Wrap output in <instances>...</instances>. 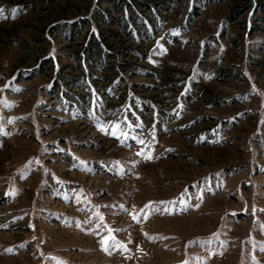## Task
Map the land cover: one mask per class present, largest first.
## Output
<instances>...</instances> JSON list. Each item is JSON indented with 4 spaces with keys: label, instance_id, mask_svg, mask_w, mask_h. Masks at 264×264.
Wrapping results in <instances>:
<instances>
[{
    "label": "rangeland",
    "instance_id": "rangeland-1",
    "mask_svg": "<svg viewBox=\"0 0 264 264\" xmlns=\"http://www.w3.org/2000/svg\"><path fill=\"white\" fill-rule=\"evenodd\" d=\"M0 9V264H264V0Z\"/></svg>",
    "mask_w": 264,
    "mask_h": 264
},
{
    "label": "trees",
    "instance_id": "trees-1",
    "mask_svg": "<svg viewBox=\"0 0 264 264\" xmlns=\"http://www.w3.org/2000/svg\"><path fill=\"white\" fill-rule=\"evenodd\" d=\"M122 21V19L120 20ZM64 26V25H62ZM81 29L82 27H80L79 29L72 27V26H66L64 28H61L59 31L62 33H66V34H80L81 33ZM108 50L105 49V47L101 44V43H96L94 48H90L87 47V49H85L84 52H82L81 54L78 52L77 55V62H78V68L81 71H84V64H90V59H91V55H94V57L99 61L102 62L104 60V58H106V55L108 54ZM84 63V64H83ZM91 67V66H90Z\"/></svg>",
    "mask_w": 264,
    "mask_h": 264
},
{
    "label": "snow or ice",
    "instance_id": "snow-or-ice-1",
    "mask_svg": "<svg viewBox=\"0 0 264 264\" xmlns=\"http://www.w3.org/2000/svg\"><path fill=\"white\" fill-rule=\"evenodd\" d=\"M18 11H19V9L12 10L11 18L15 19L16 18V15L18 14ZM0 18H7L4 15V10L3 9H0ZM113 135H115V131L113 132ZM138 155H143V153H138ZM146 158H151L150 154ZM146 218H147V215L145 214V219ZM134 219H136V217H134ZM102 243L104 245H107L108 241L107 240H104V241H102ZM207 243H212V241H208ZM113 246H115V241L113 242ZM104 251H106V252L108 251V247L107 246L104 247ZM58 264H62V262H58ZM257 264H258V262H257Z\"/></svg>",
    "mask_w": 264,
    "mask_h": 264
}]
</instances>
